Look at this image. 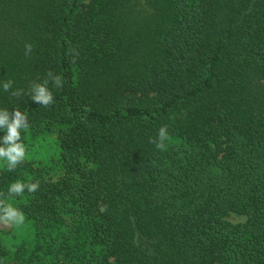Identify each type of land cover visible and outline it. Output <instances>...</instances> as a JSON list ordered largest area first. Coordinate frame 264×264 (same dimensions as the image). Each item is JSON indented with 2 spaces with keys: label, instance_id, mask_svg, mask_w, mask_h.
I'll return each instance as SVG.
<instances>
[{
  "label": "trees",
  "instance_id": "16d2710c",
  "mask_svg": "<svg viewBox=\"0 0 264 264\" xmlns=\"http://www.w3.org/2000/svg\"><path fill=\"white\" fill-rule=\"evenodd\" d=\"M49 70L44 107L27 92ZM16 107L27 151L58 152L0 167V193L40 185L10 201L25 220L0 264H264V0H0Z\"/></svg>",
  "mask_w": 264,
  "mask_h": 264
},
{
  "label": "clouds",
  "instance_id": "9594fccd",
  "mask_svg": "<svg viewBox=\"0 0 264 264\" xmlns=\"http://www.w3.org/2000/svg\"><path fill=\"white\" fill-rule=\"evenodd\" d=\"M25 56H30L33 51V45L26 43ZM70 49V53L75 52ZM78 55V53H77ZM75 56H73V62ZM64 77L53 73L51 70L47 73V78L43 82H33L30 90L27 92L31 100L44 107H48L54 103V95L50 90L52 88L62 89L64 87ZM3 91L11 92L13 97H21L24 95L23 89L13 90V81L7 80L2 84ZM29 125L28 116L16 107L13 111L7 108L0 109V130L3 135L0 136V161L4 163L9 172L15 171L26 159L27 149L22 142V130L27 131ZM169 139L167 125L161 126L155 138L150 140L158 150H164L166 141ZM39 182L25 183L22 180L11 182L7 188V193H0V225L17 226L24 223L25 215L22 210L15 207L12 201L16 197H22L25 191L35 193L39 190Z\"/></svg>",
  "mask_w": 264,
  "mask_h": 264
},
{
  "label": "rangeland",
  "instance_id": "374dc122",
  "mask_svg": "<svg viewBox=\"0 0 264 264\" xmlns=\"http://www.w3.org/2000/svg\"><path fill=\"white\" fill-rule=\"evenodd\" d=\"M58 152L56 145L54 146L53 138L47 137L45 139H32L30 144L28 145L27 158L32 159L34 161H43L47 162L52 156L56 155ZM4 163L0 161V167H2ZM228 220L233 223H242L246 220L245 216L238 214H231L228 217ZM1 231L5 234L7 238L10 239L11 243L16 242V236L18 233V225L17 226H4L0 225Z\"/></svg>",
  "mask_w": 264,
  "mask_h": 264
}]
</instances>
